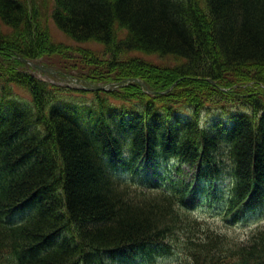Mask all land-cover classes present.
Listing matches in <instances>:
<instances>
[{
	"label": "trees",
	"instance_id": "16d2710c",
	"mask_svg": "<svg viewBox=\"0 0 264 264\" xmlns=\"http://www.w3.org/2000/svg\"><path fill=\"white\" fill-rule=\"evenodd\" d=\"M47 1L0 0V264L175 247L176 264H264V225L238 242L192 211L264 208V0H54L58 28L105 46L110 71L50 62L71 48L42 24Z\"/></svg>",
	"mask_w": 264,
	"mask_h": 264
},
{
	"label": "rangeland",
	"instance_id": "374dc122",
	"mask_svg": "<svg viewBox=\"0 0 264 264\" xmlns=\"http://www.w3.org/2000/svg\"><path fill=\"white\" fill-rule=\"evenodd\" d=\"M42 1V0H40ZM49 10L46 11V14L44 17H42V24L47 26L48 31H50L52 40L56 42L57 44L65 43L67 46H69L71 49L69 50L68 56H65L64 54H52L49 59L50 62L54 63L57 66L61 67H77V66H83L88 69H103L104 71H110L111 67V54L108 53L106 50V47L102 44L98 43H89V44H79L73 41L72 39H69L55 24L54 20L51 18V10L54 5V0H48L47 1ZM121 36H126L125 32L121 33ZM86 48L92 52H94L98 57V63H92L89 59L86 58L85 55L82 53H79V51H83V49ZM80 49V50H79ZM71 52V53H70ZM91 52V53H92ZM136 57L133 53L121 54L118 56L119 62H126L131 60L132 58ZM154 60H158V62H161L165 65H177L178 62H174L173 59H166V58H158L153 57ZM32 65V64H31ZM34 67V65H32ZM102 86V85H101ZM23 94V96H26L27 93L25 91H19ZM87 98H84V101L90 102L91 96H86ZM88 104V103H87ZM204 121L209 124L211 121H215L216 119L222 117L223 112L218 110H206L203 114ZM219 198V196H218ZM217 198V199H218ZM208 202L203 203L202 205L197 206L194 208L193 214L197 216L200 220L206 221V223H209L211 226L215 227L218 230H221L222 232L227 233V235L231 237H235V239L238 242H243L247 239V236L250 235L257 227L264 225V208L250 212L246 215V217L240 222V223H228L224 221L219 212L217 211V208H209ZM216 203V202H213ZM174 251L169 254H163V255H156L155 259L150 261L148 259L143 258L144 256L138 257L135 261L133 260H126L121 261L122 259H115L116 264H175L185 258L184 254L179 250L178 247H175L173 249ZM228 264H237L236 262L232 261Z\"/></svg>",
	"mask_w": 264,
	"mask_h": 264
},
{
	"label": "water",
	"instance_id": "95a60500",
	"mask_svg": "<svg viewBox=\"0 0 264 264\" xmlns=\"http://www.w3.org/2000/svg\"><path fill=\"white\" fill-rule=\"evenodd\" d=\"M24 61H26V60H24ZM32 65H35L34 63H32ZM39 68L40 69H42L43 71H50L48 68H45V67H43V66H39ZM111 85H109L108 87H110ZM107 87L106 86H92V87H89V88H87V89H89V90H104V89H106Z\"/></svg>",
	"mask_w": 264,
	"mask_h": 264
}]
</instances>
